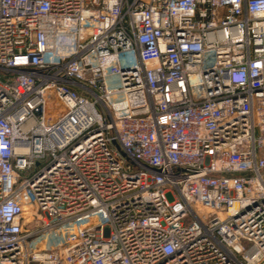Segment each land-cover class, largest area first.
Instances as JSON below:
<instances>
[{"label":"built area","instance_id":"2783aa9c","mask_svg":"<svg viewBox=\"0 0 264 264\" xmlns=\"http://www.w3.org/2000/svg\"><path fill=\"white\" fill-rule=\"evenodd\" d=\"M0 264H264V0H0Z\"/></svg>","mask_w":264,"mask_h":264}]
</instances>
